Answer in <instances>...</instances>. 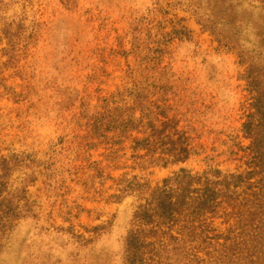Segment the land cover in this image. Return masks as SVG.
Segmentation results:
<instances>
[{"label":"rangeland","instance_id":"rangeland-1","mask_svg":"<svg viewBox=\"0 0 264 264\" xmlns=\"http://www.w3.org/2000/svg\"><path fill=\"white\" fill-rule=\"evenodd\" d=\"M252 81L264 88V0H0L3 195L22 210L0 232V264H123L138 227L152 228L141 264H264L260 174L227 178L214 208L162 223L165 233L134 216L180 168L252 170ZM133 84L193 146L185 158L142 162L132 139L151 133L145 118L120 142L116 130L95 134L97 121L132 113Z\"/></svg>","mask_w":264,"mask_h":264},{"label":"trees","instance_id":"trees-1","mask_svg":"<svg viewBox=\"0 0 264 264\" xmlns=\"http://www.w3.org/2000/svg\"><path fill=\"white\" fill-rule=\"evenodd\" d=\"M251 86L258 92L252 104L255 113L258 114V121L256 124L252 122L254 113H251L247 121L243 123V128L245 133L251 137L249 144L251 153L249 166L252 170L222 174L220 169L209 166L202 172L192 174L189 169L180 168L173 175L165 178L160 186H156L151 190L145 202L139 204L138 208L140 210H136L134 214L136 218L141 219V222H157V228L155 227L156 229H153L155 235L166 232L160 228L162 223L171 222L169 224L171 227L180 217L186 220L191 217L190 221L192 223L199 219L207 209L214 208L220 202V198L225 194L222 188H220V185L228 188L230 180L236 185L242 180L247 181L254 173L260 174L258 182L262 184L260 190L264 194V88L259 85V82L256 86V84H253V81L251 82ZM128 90L133 97L132 106L128 108L132 113L128 114L124 120L107 119L105 123L97 121V126L94 124V131H96L95 134L97 136L108 139L107 132L109 130H116L117 139L114 142H120L127 135L128 131L131 132L132 130L139 129V124L145 118L148 126L152 128L151 133H148L142 138L134 137L132 139L134 143L133 148L145 150V153L139 156L142 162L157 164L165 161L166 157L174 155V153L177 155L174 160H181L194 150L193 146L188 147L187 144H183L180 141L181 136H179V140L173 139L174 131L170 130L171 128L167 126V121H164L161 117L165 114L163 106L156 105L154 109L144 104L143 92L134 84ZM136 109L141 114L135 119L133 112ZM156 121L159 125L156 124ZM154 133L155 138L152 139ZM13 159L17 160L16 157ZM10 167L9 160L0 156V232L10 228L12 221L21 216L22 213L21 206L15 202L16 197L13 195L14 193H8V196L6 195L7 193L3 195L6 179L11 170ZM227 178L230 180L227 181ZM131 183L132 180H129L128 184L131 185ZM135 183L142 185L137 181ZM127 185L124 187H127ZM226 190H229V188ZM116 197H119V195ZM247 223L245 222L244 224L246 225ZM193 226L195 231L198 227L196 225ZM186 227H192V224ZM147 231L151 232L152 228ZM148 232L141 227H138L134 231L129 230L126 236L123 264H141V261L145 259L142 258L143 250L141 246L149 245L144 239L148 235ZM170 237L175 239L173 235H170ZM257 238L259 237L257 236ZM162 247L165 246L162 245ZM228 249L229 247H225L221 251L219 259L215 260V262L224 261L228 255ZM176 251L178 252L177 246ZM228 260L229 262L232 260L231 253L229 254Z\"/></svg>","mask_w":264,"mask_h":264}]
</instances>
